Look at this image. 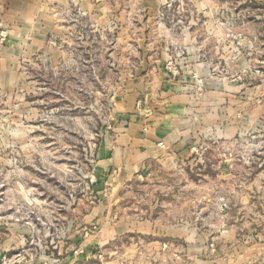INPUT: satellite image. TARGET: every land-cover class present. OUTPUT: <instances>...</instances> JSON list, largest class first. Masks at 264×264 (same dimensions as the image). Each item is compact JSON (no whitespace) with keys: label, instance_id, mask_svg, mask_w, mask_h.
Here are the masks:
<instances>
[{"label":"rangeland","instance_id":"rangeland-1","mask_svg":"<svg viewBox=\"0 0 264 264\" xmlns=\"http://www.w3.org/2000/svg\"><path fill=\"white\" fill-rule=\"evenodd\" d=\"M41 1L44 7L54 3ZM238 1L232 5L239 8ZM214 2L216 12L198 14L191 0H159L150 27L98 31L67 27L64 19L53 27L47 11L35 22L31 14L0 12V264L8 252H26L30 264H192V258H207L211 248L237 239L241 228L260 229L264 59L253 45L240 59L231 25L217 29V42L227 41L230 58L213 59L203 44L208 30L192 29L190 23L262 19L264 4L262 13L253 11L254 0L247 1L245 13H228L225 0ZM137 40L161 45V67L170 78L190 73L182 87L193 90L198 102L193 111L201 125L194 160L167 157L133 179L132 186L128 183L114 205L127 219L135 207L144 217L155 199L163 201L157 208L168 214L164 223L183 225L185 235L163 238L166 246L161 248L152 236L125 233L106 239L99 222L82 218L99 200L93 189L96 152L112 127L121 91L134 79L129 74L138 67L135 57L143 48ZM192 43L198 55L191 61ZM215 96L231 101L227 115L249 118L242 141L210 139L208 104ZM216 113L219 117L225 110ZM229 164L232 172L226 171ZM113 197L109 190L106 198L112 205ZM114 221L118 218L111 215L109 226ZM90 223L97 228L84 237L83 228ZM246 235L243 240H249Z\"/></svg>","mask_w":264,"mask_h":264},{"label":"crops","instance_id":"crops-1","mask_svg":"<svg viewBox=\"0 0 264 264\" xmlns=\"http://www.w3.org/2000/svg\"><path fill=\"white\" fill-rule=\"evenodd\" d=\"M52 1L54 3L49 7H44L41 0H0V12L31 14L35 22L39 13L47 11L53 27L57 28V23H61L64 19L67 27L79 25L98 31L119 30L122 27H150L159 5V0ZM247 1L239 0L238 8L232 5V0H225L224 7L228 13L234 11L245 13L244 9L249 7ZM191 2L193 11L198 14L207 11L216 12L218 8L214 0H191ZM260 4L263 5L264 0H254L253 11L262 13ZM139 17L142 19L136 20ZM190 25L192 29L208 30V41L203 44L213 59L227 60L232 54L224 38L226 43L217 42L218 35L221 34L217 29H224L229 25L235 30L234 33L238 36L236 38L239 39L240 59H245V50L250 45H253V50L260 49V59H264V13L262 19L240 20L235 24L208 20L202 23L193 21ZM135 43L139 46L141 44L143 48L135 57L139 61L138 67H134L129 74L134 79H130L121 91L122 94L116 102L112 127L100 139L96 152L94 167L96 180L93 189L99 200L83 213L82 218L84 222L92 220L99 222L101 236L106 239L120 237L125 233H129L132 237L152 236L159 238L156 243L158 248H161L166 246L163 238L185 235L183 225L164 223L167 222L168 214L157 208L163 206V201L159 202L158 198L155 199L152 205L144 210V217L140 215L143 210L135 207L129 212L127 219L120 217L119 211L114 210V205L121 200L120 194L128 183L132 186L133 179L162 165L167 157L194 160L197 151L193 147L200 139L197 131L201 125L193 111L197 110L195 106L198 104L193 98V90L184 91L182 87L183 79L189 82L190 73L183 72L177 78H170L161 67L165 56L161 51V45L158 48L156 42L144 45L137 40ZM139 46L137 45L138 48ZM195 46V43L190 46L191 61L198 55ZM199 73L201 74V71ZM144 77L150 78L151 81L143 83ZM231 104L230 100L217 101L216 96L208 104L210 139L214 137L231 144L243 140L249 118L243 116L238 119L227 115L226 110L232 107ZM217 109L225 110V113L218 117ZM260 132L264 138L263 79L260 80ZM160 142L162 145H159ZM232 170L231 164L226 165V171L232 172ZM262 172H264V157L260 162V174ZM260 183L264 184V179ZM176 188L180 187L176 186ZM109 190L114 195L111 198L113 205L110 199L106 198ZM111 215L112 218H118V221L112 222L109 226ZM176 220L179 222L182 219L176 217ZM260 221L263 222H260V229L241 228L236 234L237 239L231 240L230 244L224 247L211 248L207 258H192V264H264V218H260ZM245 234L247 238L250 237L249 240H243ZM134 244L136 245V242ZM86 251L88 253V250Z\"/></svg>","mask_w":264,"mask_h":264},{"label":"built area","instance_id":"built-area-1","mask_svg":"<svg viewBox=\"0 0 264 264\" xmlns=\"http://www.w3.org/2000/svg\"><path fill=\"white\" fill-rule=\"evenodd\" d=\"M159 145H162V143L160 142ZM96 228V225L93 223H90L89 226H85L83 228L84 237L92 236ZM82 251L83 249L80 248L75 250V253H81ZM1 264H30V257H28L26 252H8L2 255Z\"/></svg>","mask_w":264,"mask_h":264}]
</instances>
